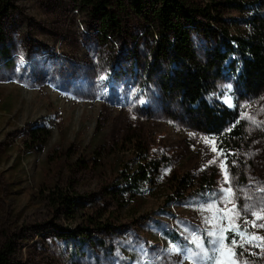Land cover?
Instances as JSON below:
<instances>
[{"label":"rangeland","instance_id":"1","mask_svg":"<svg viewBox=\"0 0 264 264\" xmlns=\"http://www.w3.org/2000/svg\"><path fill=\"white\" fill-rule=\"evenodd\" d=\"M12 3L3 22L13 66H0V241L9 239L28 264H62L63 248L45 240L60 229L75 228L81 218L70 220L51 208L44 191L58 185L94 204L110 180L109 161L144 149L168 161V174L207 173L216 183L195 201L165 203L171 194L165 186L141 200L143 212L119 222L132 234L122 239L128 246L124 250L136 257L134 264H264V240L249 239L264 237V93L240 99L230 79L218 81L224 103L237 108L247 132L237 160L228 165L216 140L198 131L159 85L140 94V83L128 71L107 82L112 61L127 65V59L119 54L121 47L112 52L102 44L93 20L73 0ZM149 45L148 37L139 41L144 57ZM44 120L52 137L44 148L27 150L30 127ZM94 151L106 155L102 168L90 169ZM173 229L182 239L168 245L164 231ZM228 231L238 236L235 244L225 242ZM146 241L157 245L139 247ZM105 264L131 263L126 256Z\"/></svg>","mask_w":264,"mask_h":264},{"label":"trees","instance_id":"2","mask_svg":"<svg viewBox=\"0 0 264 264\" xmlns=\"http://www.w3.org/2000/svg\"><path fill=\"white\" fill-rule=\"evenodd\" d=\"M12 1L0 0V66L4 67L13 66L3 22ZM73 1L79 11L93 20L102 44L114 48L112 52L116 51V45L121 47L119 54L127 59V65L123 60L112 61V72L106 76L108 83L112 84L116 74L128 71L140 83V94L154 84L159 85L198 131L216 140L228 165L237 160V152L245 145L246 124L237 108L224 103L217 83L230 79L240 99L264 93V0ZM230 12L238 16L229 15ZM239 24L243 29H238ZM145 37L150 39L146 57L138 50L139 41ZM28 135L26 149H42L52 137V127L44 120L32 125ZM94 153L95 164L90 169L102 168L105 153ZM109 162L110 180L97 194L94 204L86 205L82 196L70 194V189L58 185L44 191V200L51 208L68 214L67 219L81 218L75 228L60 229L54 239L45 240L53 248H63L62 264H75V259L105 264L126 256L134 264L136 257L130 250H124L128 246L122 239L125 234L132 239V234L122 230L119 222L142 213L141 200L165 186L171 193L165 203L195 201L206 197L216 183L215 175L207 173L168 174V161L154 158L144 149L127 159L120 157ZM164 237L168 245L182 239L176 229L164 231ZM203 238L208 245L209 237L204 233ZM236 238L233 231H228L225 242L233 243ZM155 245L146 241L139 247ZM0 264L28 263L22 260L14 244L4 238L0 241Z\"/></svg>","mask_w":264,"mask_h":264},{"label":"snow or ice","instance_id":"3","mask_svg":"<svg viewBox=\"0 0 264 264\" xmlns=\"http://www.w3.org/2000/svg\"><path fill=\"white\" fill-rule=\"evenodd\" d=\"M229 87H230V85H229ZM206 142H209V141L206 140ZM212 150H213V151H216L215 146H213V149H212ZM213 162H214V161H209V163H213ZM222 167H223V165H222ZM226 178H227V177H226ZM253 214L256 215V213H253ZM262 226H264V225H262ZM225 231H227V229H225ZM238 234H239L242 238L246 235V233H242V232H238ZM222 239H223V237H222ZM249 239H250V240H251V239H261V240H264V237H250ZM235 243H236V241L233 240V244H235ZM226 251H227V254H228L229 256L233 255L231 249H227ZM230 264H236V262L233 260V261L230 262Z\"/></svg>","mask_w":264,"mask_h":264}]
</instances>
